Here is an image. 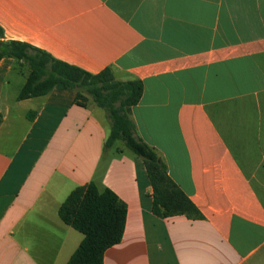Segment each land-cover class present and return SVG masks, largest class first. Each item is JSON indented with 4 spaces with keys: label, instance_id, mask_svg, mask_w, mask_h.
Segmentation results:
<instances>
[{
    "label": "crops",
    "instance_id": "0c3cea01",
    "mask_svg": "<svg viewBox=\"0 0 264 264\" xmlns=\"http://www.w3.org/2000/svg\"><path fill=\"white\" fill-rule=\"evenodd\" d=\"M7 41L119 82L141 81L135 136L204 216L160 219L142 160L98 108L0 62V264H68L84 236L60 217L96 182L128 208L105 264H264V0H0ZM121 146V147H120Z\"/></svg>",
    "mask_w": 264,
    "mask_h": 264
},
{
    "label": "trees",
    "instance_id": "16d2710c",
    "mask_svg": "<svg viewBox=\"0 0 264 264\" xmlns=\"http://www.w3.org/2000/svg\"><path fill=\"white\" fill-rule=\"evenodd\" d=\"M14 59L27 66L30 74L19 100L48 95L56 87L77 93L81 107L103 110L111 123L105 150L121 144L123 150L143 161L153 190V213L160 219L185 216L203 220L204 216L185 192L169 176L167 166L155 150L135 136L132 109L142 97L141 81L119 82L111 69L98 74L55 59L50 54L21 41H7L0 27V62ZM3 117L0 114V126ZM120 146V147H121ZM127 205L110 189L96 182L76 189L60 209L61 219L84 236L68 264H105L106 252L119 245L125 233Z\"/></svg>",
    "mask_w": 264,
    "mask_h": 264
},
{
    "label": "rangeland",
    "instance_id": "374dc122",
    "mask_svg": "<svg viewBox=\"0 0 264 264\" xmlns=\"http://www.w3.org/2000/svg\"><path fill=\"white\" fill-rule=\"evenodd\" d=\"M121 145V144H120Z\"/></svg>",
    "mask_w": 264,
    "mask_h": 264
}]
</instances>
